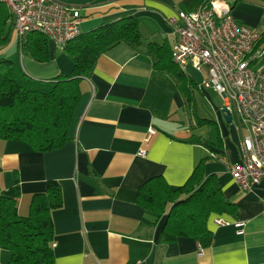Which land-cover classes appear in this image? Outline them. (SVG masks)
I'll return each instance as SVG.
<instances>
[{"label":"crops","instance_id":"crops-1","mask_svg":"<svg viewBox=\"0 0 264 264\" xmlns=\"http://www.w3.org/2000/svg\"><path fill=\"white\" fill-rule=\"evenodd\" d=\"M59 1L79 13L83 35L134 18L141 44L120 42L97 58L81 82L64 146L38 153L24 142L0 139V190L18 181L20 215H28L32 196L45 192L47 181L60 185L62 206L50 213L52 264H264V179L244 191L229 170L244 162L242 133L216 106L213 119L200 116L199 94L207 102L215 91L201 86L199 71L185 73L189 87L159 70L148 52L151 43L170 52L175 38L167 19L186 10L185 0ZM202 1L195 8L210 0ZM229 4L238 22L259 33L264 29L262 0ZM17 44L13 31L0 58L9 56L33 79L73 71L71 58L51 43L48 62L21 53ZM253 64L264 71V56ZM200 163L204 176L216 175L224 198L238 207L237 215L210 217L213 242L201 256L200 244L191 238L165 243V217L158 219L137 202L146 182L161 177L170 186H183ZM218 218L230 225H216ZM9 261L10 253L0 248V264Z\"/></svg>","mask_w":264,"mask_h":264},{"label":"trees","instance_id":"trees-1","mask_svg":"<svg viewBox=\"0 0 264 264\" xmlns=\"http://www.w3.org/2000/svg\"><path fill=\"white\" fill-rule=\"evenodd\" d=\"M201 1L185 0L182 5L188 12ZM13 25V15L0 3V50L10 43ZM120 42L141 44L134 18L103 25L69 41L64 51L74 63L73 71L46 81L29 77L12 60L1 57L0 139L24 142L38 153L64 146L70 140V128L82 97V80L92 73L97 58ZM49 43L45 36L31 34L17 45L21 53L48 62ZM255 51L264 56V29ZM148 52L156 57L159 70L171 72L179 82L191 86L192 81L173 63L172 49L169 52L151 43ZM20 196L18 181L0 190V248L10 253L8 264H52L54 230L50 213L62 206L60 185L47 181L45 192L32 196L27 216L19 214ZM137 202L158 219L165 217V243L191 238L202 249L213 242L208 228L212 215L238 214V207L224 198L217 176H204L201 163L183 186H170L161 177L146 182L138 191Z\"/></svg>","mask_w":264,"mask_h":264},{"label":"built area","instance_id":"built-area-1","mask_svg":"<svg viewBox=\"0 0 264 264\" xmlns=\"http://www.w3.org/2000/svg\"><path fill=\"white\" fill-rule=\"evenodd\" d=\"M0 3L13 15L16 43L40 34L64 50L69 41L82 34L79 13L59 0ZM167 23L175 38L173 63L183 73L192 68L203 75L201 86L222 97V108L229 110L242 133L244 162L229 170L242 190H251L264 179V71L253 64L262 56L255 52L260 33L238 22L227 0H210L192 11H181ZM215 224L230 225L221 218ZM242 226L244 223H237V227Z\"/></svg>","mask_w":264,"mask_h":264},{"label":"rangeland","instance_id":"rangeland-1","mask_svg":"<svg viewBox=\"0 0 264 264\" xmlns=\"http://www.w3.org/2000/svg\"><path fill=\"white\" fill-rule=\"evenodd\" d=\"M9 59V56L6 57ZM263 60V59H261ZM196 91V90H194ZM199 93V92H198ZM197 94V92H196ZM210 95L212 96L210 98V101L205 102L201 96V94H199V103H198V113L200 114L201 117H206L208 119H213L214 118V110H213V106H216L218 109H222L221 107L223 106V99L222 97L218 94V93H213L210 91ZM202 99V100H201ZM22 216H27L26 213H22Z\"/></svg>","mask_w":264,"mask_h":264},{"label":"water","instance_id":"water-1","mask_svg":"<svg viewBox=\"0 0 264 264\" xmlns=\"http://www.w3.org/2000/svg\"><path fill=\"white\" fill-rule=\"evenodd\" d=\"M221 113H222V116H223L224 121L226 123H229L230 124L232 122V116H231L229 110L226 109V108H222L221 109Z\"/></svg>","mask_w":264,"mask_h":264}]
</instances>
